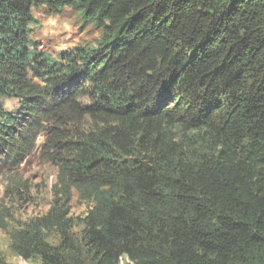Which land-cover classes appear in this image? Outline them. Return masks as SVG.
Segmentation results:
<instances>
[{
    "label": "trees",
    "instance_id": "1",
    "mask_svg": "<svg viewBox=\"0 0 264 264\" xmlns=\"http://www.w3.org/2000/svg\"><path fill=\"white\" fill-rule=\"evenodd\" d=\"M67 8L99 36L51 52L37 13ZM39 147L51 208L0 212L17 256L264 264V0H0V175Z\"/></svg>",
    "mask_w": 264,
    "mask_h": 264
},
{
    "label": "rangeland",
    "instance_id": "2",
    "mask_svg": "<svg viewBox=\"0 0 264 264\" xmlns=\"http://www.w3.org/2000/svg\"><path fill=\"white\" fill-rule=\"evenodd\" d=\"M41 19L35 35L40 44L51 52H58L84 42H93L99 36L96 29L82 25L75 11L67 8L56 17L37 13ZM18 100L8 98L5 106L12 110ZM43 138L39 139V144ZM58 168L49 160L42 148H37L29 159L13 172L0 175V212L4 213V223L8 229L22 226L29 220L46 214L52 206L54 185L57 182ZM90 204L79 199L74 193L71 216L84 217ZM8 231L0 222V258L6 264H43L39 259L26 260L17 256L11 248ZM120 264H134L124 257Z\"/></svg>",
    "mask_w": 264,
    "mask_h": 264
}]
</instances>
